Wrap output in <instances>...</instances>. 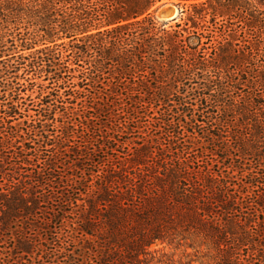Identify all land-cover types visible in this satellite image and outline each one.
<instances>
[{
	"label": "trees",
	"instance_id": "1",
	"mask_svg": "<svg viewBox=\"0 0 264 264\" xmlns=\"http://www.w3.org/2000/svg\"><path fill=\"white\" fill-rule=\"evenodd\" d=\"M0 17L25 27L8 49L0 24V264H264V0H0ZM24 74L49 81L38 110ZM116 110L153 132L70 145L80 113Z\"/></svg>",
	"mask_w": 264,
	"mask_h": 264
},
{
	"label": "rangeland",
	"instance_id": "2",
	"mask_svg": "<svg viewBox=\"0 0 264 264\" xmlns=\"http://www.w3.org/2000/svg\"><path fill=\"white\" fill-rule=\"evenodd\" d=\"M166 11H169V14L170 15H167V12ZM179 15V9L172 5V4H166V5H163V6H160L158 7V9L156 10V13L154 14L155 18L157 19V21H159L160 23H169V22H172L171 19L172 16H174L175 18H177ZM3 17H0V24L2 26H5L7 24V19H2ZM174 18V19H175ZM173 24V23H172ZM9 26L11 28V31H13L14 33V38H7L5 39L4 41L5 42H9L7 44V48L9 49L11 47V42L13 41L14 44L18 45V38H19V33L20 32H23L24 33V29L25 27H22L20 30H16L15 26L10 23L9 21ZM2 28H0L1 30ZM28 29V27H27ZM31 31V29H30ZM40 47L37 46L35 48V50H38ZM19 50H22V48H18L17 51H14L12 50V52H9V54L11 53H15V52H19ZM30 51H21L17 54V57H15V60H19V56L20 55H24V56H27V55H30ZM4 59H7V58H2L0 59V69L3 67V63H6L4 62L3 60ZM14 62V61H13ZM19 75L21 76L22 75V71L19 73ZM23 77V80L20 81V82H17L20 84V86L24 85V87H22L21 90L22 91V94H21V97L20 98H25V100L27 101V107L30 106V108H32L33 105H35V108L33 110H38L39 108V104H40V99H41V91H40V86H47L49 81H47V78L45 75H38V74H31V75H25L22 76ZM29 89H28V88ZM99 89H100V92H101V104H104L103 103V100L105 101H110V96H111V92H110V89L107 87L105 88L104 86H99ZM25 90H27L25 92ZM50 89H48L49 91ZM99 91V90H98ZM87 94V93H86ZM0 95L2 96L1 92H0ZM39 96H40V99H39ZM85 102L86 104H90L91 101H93V99H91V96H85ZM35 102V103H34ZM73 103H76L78 105V109L80 110L81 106L79 105V101H73ZM26 108V107H25ZM24 114V113H23ZM30 114H33V112H30ZM81 115L84 114V117L86 118V121H85V126L84 127H80L79 126V123H76L78 125V128L76 127L75 129L77 130V133L75 134L74 136V139L72 140V143L70 144L71 146H73L74 144L75 145H80L81 143H85L86 141H88L90 143L89 145V149H95L97 150V146H100L102 145V142H101V138L102 136H113L115 137V140H114V143H117V146L119 147V151L122 152L123 151V148H126V147H129V148H132L133 147V144L136 140L140 141L141 139H138L139 137H144L146 133L148 132H153V128H151V124L152 123H145V120H147L148 118L146 119H142L141 122H140V130H130V131H127L126 127L127 125H124L125 123H123L124 121H128V117L127 116H120L119 115V112L116 110L115 111V114L118 116L117 119H110L111 122L109 121V117L106 116V115H101V114H97V115H91V114H87L85 115V112H82L80 113ZM122 114H124L122 112ZM25 116H27V113L25 114ZM92 117V119H91ZM22 118L23 120H25L24 118V115H22ZM90 120H88V119ZM118 121V122H117ZM120 123H123V126H122V130L123 132H126L127 134L126 135H121L119 133H111V130L114 128L115 125L117 124H120ZM103 124H107L108 127H105ZM137 126V125H135ZM232 129V128H231ZM232 131V130H230ZM51 136H56V135H59V133L57 132L56 129H51V133H50ZM53 137H51L52 139ZM232 143V142H231ZM198 145L199 146H205L206 150H209V151H212V150H216V148H213V146H210L209 143L207 142L206 139H203L201 140L200 142L198 141ZM234 146V145H233ZM42 152L39 150L38 152H35V164H40L38 165L40 168L43 167V163L41 160H43L45 157H47L48 155H50V150L49 148L48 149H41ZM98 157L96 158V161H100L101 158H103L104 154L102 153H98ZM41 155L40 158H38L39 156ZM220 156H223L222 153L220 152ZM225 157V156H223ZM37 160H40V161H37ZM218 161L222 162V160H220L218 158ZM62 163H64L62 161ZM243 163H246V162H243ZM213 164H216V163H213ZM226 164H229L226 163ZM59 167L62 169V170H59V172H63V175L61 177H65L66 176V172L64 171V168L63 166L59 165ZM71 167V166H70ZM104 166H101L100 169H103ZM220 170L224 171V167L221 165H219L218 168H216V171L219 172ZM70 175L72 174L69 173ZM237 175V174H236ZM79 177L82 176V175H78ZM53 188H49L47 189V195L49 194H56L58 192H60V186L58 185H52ZM74 192V191H72ZM76 193V192H74ZM38 218H44L43 215L39 214L38 215ZM39 221V220H38ZM40 222V221H39ZM41 223V222H40ZM54 228L57 226V223L54 222V224L52 225ZM36 230V229H35ZM53 231V230H52ZM38 233V232H37ZM43 231H40L39 234L40 236L43 235ZM32 234L34 235L33 237H35V240H38L39 238L42 240V237H40L38 234H36V232H32ZM46 235V234H44ZM44 235H43V238H44ZM48 236V235H47ZM47 245V249L49 248H52L51 244H46ZM13 244H12V241H9L8 243H6V248H5V251L9 252L10 250V247H12ZM158 248H162L160 246H155V249H158ZM166 251L170 254V253H173L172 249H168L166 248ZM181 257V253L180 251L176 252V260H178L179 258ZM39 260H37L38 262ZM39 264H46L44 262V260H41V262H38ZM23 264H27L26 261L23 262Z\"/></svg>",
	"mask_w": 264,
	"mask_h": 264
},
{
	"label": "water",
	"instance_id": "3",
	"mask_svg": "<svg viewBox=\"0 0 264 264\" xmlns=\"http://www.w3.org/2000/svg\"><path fill=\"white\" fill-rule=\"evenodd\" d=\"M166 12H167V15H170V14H169V11H166ZM174 18H175V17H174V16H172V18H171V19H174Z\"/></svg>",
	"mask_w": 264,
	"mask_h": 264
}]
</instances>
